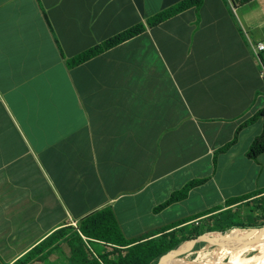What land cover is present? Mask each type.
I'll return each instance as SVG.
<instances>
[{
    "label": "crops",
    "instance_id": "1",
    "mask_svg": "<svg viewBox=\"0 0 264 264\" xmlns=\"http://www.w3.org/2000/svg\"><path fill=\"white\" fill-rule=\"evenodd\" d=\"M179 1L0 0L4 264L36 248L41 254L29 264H78L75 240L109 252L98 242L90 248L80 233L83 219L106 208L133 240L197 216L184 225L233 223L240 206L264 196V153L246 155L264 118L243 127L214 163L264 108V50H256L264 0H203L147 25ZM140 23L143 33L69 66ZM202 179L185 199L155 211Z\"/></svg>",
    "mask_w": 264,
    "mask_h": 264
},
{
    "label": "trees",
    "instance_id": "2",
    "mask_svg": "<svg viewBox=\"0 0 264 264\" xmlns=\"http://www.w3.org/2000/svg\"><path fill=\"white\" fill-rule=\"evenodd\" d=\"M203 0H181L178 3L163 9L157 14L149 17L147 19V25L149 27H155L166 20L182 13L183 11L196 8L199 9L202 6ZM146 30V27L140 23L130 27L129 29L122 31L113 37H110L103 43L88 49L77 57L72 58L68 61L69 66H77L80 65L91 58L104 53L105 51L122 44L123 42L138 36ZM258 118H264V108L260 109L253 117L244 122L238 130L233 138V140L224 145L218 152L215 154L214 163H216V155L219 153H223L227 151L237 140L238 133L240 130L255 122ZM264 153V125L263 131L260 135L256 136L250 145L249 149L246 152V155L250 159H257L261 154ZM205 180H194L187 183L181 190L174 192L170 198L155 209L156 212L166 208L170 204L175 202H179L185 199L189 193V191L203 183ZM261 193V192H260ZM259 194V193H257ZM257 194H252L251 196H245L242 198L234 199L229 201V203H237L240 201H244L249 199L250 197H254ZM260 210L264 214V204L260 205ZM212 212V211H211ZM200 216L181 220L177 223L166 226L162 229H158L156 231H150L147 234L133 240H126L121 231L119 223L115 217L114 212L110 208L103 209L96 213H92L82 220L80 224V233L83 237L86 238L90 248L98 243L104 244L109 248V252H98L89 249L82 245L79 241L75 240L72 248L73 255L75 256V261L78 264H157L159 259L173 251L177 248L181 243L191 240L194 236H186L184 224L195 219H198ZM215 217L212 218L213 226L206 228V232L197 233V237L203 235L207 232H215L221 231L225 232L230 229L232 222L225 223L224 220H214ZM232 220L231 215H229L226 220ZM254 223V222H252ZM223 224V225H222ZM184 225V226H183ZM262 226V225H261ZM253 227H257V225H253ZM260 227V226H259ZM65 230H61L51 237V242L54 241L57 235H62ZM198 232L191 231V233ZM157 236V237H155ZM195 238V239H196ZM194 239V238H193ZM143 241V242H142ZM125 248V249H123ZM75 249V251H74ZM124 252V253H123ZM41 254L40 248H36L27 255H25L18 264H29L36 260V258ZM0 264H4L0 260Z\"/></svg>",
    "mask_w": 264,
    "mask_h": 264
},
{
    "label": "rangeland",
    "instance_id": "3",
    "mask_svg": "<svg viewBox=\"0 0 264 264\" xmlns=\"http://www.w3.org/2000/svg\"><path fill=\"white\" fill-rule=\"evenodd\" d=\"M264 198V196H261ZM260 197L258 201L255 199L250 205V203L240 206L241 208L235 211L233 225L230 229L225 232L215 231L207 232L203 235L197 237V233L206 232V228L212 227L214 224L210 222L204 223L203 220H196L195 222L190 223V225L185 226V235L194 236L191 240H187L181 243L177 248H175L170 253L163 255L157 264H192L200 253L207 255V259L214 258L215 254H218L223 251L222 247H218L213 243L219 238L226 235L230 231H264V214L263 208L260 210V205L264 204V199ZM258 202V203H257ZM250 205V207H248ZM252 212L254 221H248L246 216ZM254 222V223H252ZM228 222L223 223L224 225ZM222 224V225H223ZM257 225V227H253ZM262 225V226H261ZM260 226V227H259ZM257 229V230H253ZM198 231L191 233V231ZM196 238V239H195ZM214 241V242H213ZM231 247V248H230ZM261 247V253L264 252V242L262 240L252 241L251 243H231L226 248V253L224 252L216 259L209 262V264H250L255 261L257 255H259V250ZM202 249V250H201ZM218 252V253H217ZM224 256L222 257V255ZM203 258V257H202ZM222 258V259H221ZM200 263L202 262L199 260Z\"/></svg>",
    "mask_w": 264,
    "mask_h": 264
},
{
    "label": "bare ground",
    "instance_id": "4",
    "mask_svg": "<svg viewBox=\"0 0 264 264\" xmlns=\"http://www.w3.org/2000/svg\"><path fill=\"white\" fill-rule=\"evenodd\" d=\"M253 230H257V229H253ZM256 240H262L264 242V231L263 230L261 231H230L226 235L219 237L215 242L213 241L214 245L223 248L222 252L220 253L217 252L218 254H215L214 258L212 259H207V255H209L208 253L207 255L203 256V253L201 252L200 255H198V257L192 264H209L210 261L218 258L231 243H251L252 241H256ZM226 251L224 252V254L226 253ZM224 254L222 255V257L224 256ZM258 254L259 255L256 256L255 261L250 264H264V252L261 253V247H260ZM199 260H201L202 262L200 263Z\"/></svg>",
    "mask_w": 264,
    "mask_h": 264
},
{
    "label": "built area",
    "instance_id": "5",
    "mask_svg": "<svg viewBox=\"0 0 264 264\" xmlns=\"http://www.w3.org/2000/svg\"><path fill=\"white\" fill-rule=\"evenodd\" d=\"M256 50H257V51H262V50H264V43H259V44L257 45ZM262 74H263V76H264V71H263Z\"/></svg>",
    "mask_w": 264,
    "mask_h": 264
}]
</instances>
